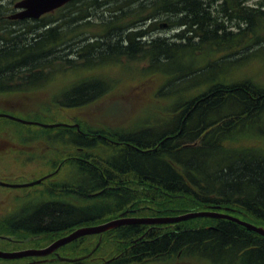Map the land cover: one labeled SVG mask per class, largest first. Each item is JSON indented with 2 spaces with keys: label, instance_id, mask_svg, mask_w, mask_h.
<instances>
[{
  "label": "trees",
  "instance_id": "obj_1",
  "mask_svg": "<svg viewBox=\"0 0 264 264\" xmlns=\"http://www.w3.org/2000/svg\"><path fill=\"white\" fill-rule=\"evenodd\" d=\"M248 1L73 0L56 17L42 18L40 28L31 27L36 30L1 19L0 106L10 113L39 117L52 113V105L59 112L88 107L113 87L92 73L115 61L144 63L140 74L163 82L157 94L167 83L191 78L208 87L177 97L173 125L161 130L100 127L81 118L45 127L55 131L49 138L59 153L55 168L62 165L72 174L78 169L89 181L54 184L52 193L63 200L19 220L0 219V233L17 235L14 244L46 247L78 226L125 211L161 218L212 208L264 226V80L247 74L226 82L222 75H204L210 67L225 70L231 61L264 58V1L257 6ZM161 14L167 25L184 26L170 42L149 36L158 24L152 20ZM189 46L199 50L190 53L191 64L163 67ZM245 124L256 129H241ZM38 259L39 264H264V235L213 216L132 222L82 236Z\"/></svg>",
  "mask_w": 264,
  "mask_h": 264
},
{
  "label": "rangeland",
  "instance_id": "obj_2",
  "mask_svg": "<svg viewBox=\"0 0 264 264\" xmlns=\"http://www.w3.org/2000/svg\"><path fill=\"white\" fill-rule=\"evenodd\" d=\"M261 1L264 0H249L248 3L249 5L257 6ZM47 17H56V13L54 12L51 16L47 15ZM166 17L165 14H161L152 20H158V24L152 27L149 32L150 37L170 42L174 39V34L184 27L178 24L170 27L165 25ZM36 23L28 22L25 24L31 28ZM192 48V46H189L178 54V56H184L182 61L178 62V56L175 55L163 67L170 71L176 65L191 64L193 58L190 53L193 51L199 52L198 49ZM187 55L190 58L189 60H186ZM109 59L111 58L109 57ZM142 65L144 63H126L125 60L107 63L102 67H98L92 74L98 78L103 76L106 81L110 80L113 87L95 103L85 108L59 112L52 105L53 112L40 113L39 117L41 118L36 117L37 113H10L1 106L0 112H6L24 120L39 119L37 121L42 123H52L49 122L51 120L73 123L77 118H81L84 120L89 119L92 125H99L100 127L111 125L129 129L152 125V127L156 126L157 130H161L173 125L172 115L175 114L174 107L177 97L196 95L208 87L205 84L195 85L194 83L198 78H191L189 80L184 79L167 83L163 92L157 94L156 91L162 86L163 82L160 81L158 76L141 75L140 67ZM247 74L257 78L259 76V79L264 80V58L252 57L250 59L231 61L226 63L225 70L220 71L219 68L210 67L204 75L205 79L219 78V75H222L224 76L221 78L222 80L235 82ZM67 78L66 75L60 78L61 83ZM240 128L245 131H252L256 129V126L245 124ZM54 133L55 131H46L44 126L24 125L17 121L0 119V180L26 184L53 172L56 169L54 159H57L56 155L59 154L49 141V138ZM75 173L72 174L70 168L63 167L56 176L42 184L19 187L0 185V219L25 216L43 209L46 204L54 201V199L63 200L52 193L54 184L67 180L77 181L83 179L84 181H89V179L82 177L78 169L75 170ZM75 202H78V200ZM3 234L5 233L0 235ZM12 236L17 237V235ZM26 243L25 241L21 244ZM40 248L31 245L29 242L27 245L22 246L20 243H8V240L0 238V249L3 250L24 251L28 249L39 250ZM37 260H39L38 257H32L30 260L24 259L18 262L39 264ZM6 263L7 260L0 259V264ZM184 263L202 264L193 261ZM147 264L163 263L150 262Z\"/></svg>",
  "mask_w": 264,
  "mask_h": 264
},
{
  "label": "water",
  "instance_id": "obj_3",
  "mask_svg": "<svg viewBox=\"0 0 264 264\" xmlns=\"http://www.w3.org/2000/svg\"><path fill=\"white\" fill-rule=\"evenodd\" d=\"M71 0H23L20 2L18 5L24 7L25 9L18 14V17L21 18H39L41 15L51 12L67 2ZM0 116H5L9 117L12 119H15L17 121H21L24 123H30V124H40L44 126H55L59 125V123H42L39 121H33V120H24L21 118H18L14 115L8 114V113H3L0 112ZM43 179H38L33 182H29L26 184H9L10 186H30V185H35L38 184L42 181ZM6 184V183H4ZM198 216H215V217H223V218H228L231 220H234L238 223H241L242 225L247 226L248 228L257 231L264 235V227L263 226H258L256 224L250 223L248 221H245L239 217L230 215L226 212L218 211V210H201V211H189L183 215L179 216H174V217H161V218H136V217H128L126 216V212L122 213L119 218L112 219L110 221H106L104 223L96 224V225H90V226H83L79 227L70 234L60 237L57 240H55L53 243H51L48 247L35 250V249H28L24 251H4L0 249V257L1 258H6V259H15V258H22L25 256H31V255H48L55 250H57L59 247L81 237L87 234H96V233H103L109 229L118 227L122 224L125 223H132V222H146V223H164V222H175V221H181L185 219H190L193 217H198ZM2 238H9L8 236H3L0 235Z\"/></svg>",
  "mask_w": 264,
  "mask_h": 264
},
{
  "label": "flooded vegetation",
  "instance_id": "obj_4",
  "mask_svg": "<svg viewBox=\"0 0 264 264\" xmlns=\"http://www.w3.org/2000/svg\"><path fill=\"white\" fill-rule=\"evenodd\" d=\"M21 1L22 0H0V10L3 11V13L0 14V20L4 19V22H9L10 21V24H12V22H25V23L37 22L35 24V27L37 28L38 27V23L41 20V18L36 20V19H33V18H31V19L29 18L28 19V18H21V17L17 16L18 14H20L24 10L23 7L18 5ZM19 25H21V24L13 25V27H16V26H19ZM30 29L31 30H36V29H33V28H30ZM18 261L17 260H7L6 264H25L23 262H18Z\"/></svg>",
  "mask_w": 264,
  "mask_h": 264
}]
</instances>
